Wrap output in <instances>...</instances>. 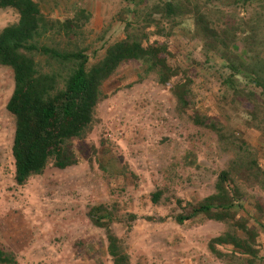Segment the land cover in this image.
<instances>
[{"label": "rangeland", "instance_id": "374dc122", "mask_svg": "<svg viewBox=\"0 0 264 264\" xmlns=\"http://www.w3.org/2000/svg\"><path fill=\"white\" fill-rule=\"evenodd\" d=\"M36 1L54 21L85 11L71 37L52 32L46 42L85 49L92 62L104 56L106 44L128 35L168 43L188 71L191 104L180 106L156 72L146 73L144 62L125 63L104 83L88 134L73 142L81 162L64 170L50 163L19 186L15 119L7 110L14 75L0 66V247L14 253L17 264H113L106 230L88 217L92 207L105 205L116 215L110 226L130 264H246L239 255L219 259L208 246L227 231L243 237L233 221L199 218L181 225L175 217L215 193L222 171L247 199L239 215L254 213L256 202L264 205V94L252 84L256 77L264 82V0ZM167 3L188 13L167 17ZM196 9L219 36L228 35L227 48L219 42L212 52L195 36L190 13ZM18 20L14 9H0V31ZM38 60L44 71H58L46 58ZM228 60L241 65L235 89L225 82L232 73ZM195 113L217 129L197 125ZM158 190L164 195L154 203ZM258 243L263 260L256 264H264L263 233Z\"/></svg>", "mask_w": 264, "mask_h": 264}, {"label": "trees", "instance_id": "16d2710c", "mask_svg": "<svg viewBox=\"0 0 264 264\" xmlns=\"http://www.w3.org/2000/svg\"><path fill=\"white\" fill-rule=\"evenodd\" d=\"M0 9H14L19 15L17 23L0 31V66L12 69L15 84L7 110L15 119L12 154L17 185L24 186L32 177L42 175L50 163L64 170L81 162L73 142L88 134L102 99L104 83L125 63L144 62L148 65L146 73L156 72L159 82L171 89L180 106H190L191 79L188 71L174 60L168 43L151 41L149 36L135 40L128 35L123 40L106 44L104 56L92 62L85 49L64 50L46 42L52 38V32L71 37L86 14L83 9L65 21L48 19L36 0H0ZM164 12L167 17L174 18L188 13L175 3H167ZM190 14L195 36L212 52H216L219 42L224 48L228 47V35L219 36L205 14L198 9ZM98 54L95 51L93 56ZM39 56L55 64L58 71H44ZM226 65L232 73L225 82L235 89L241 65L229 60ZM252 84L264 94L262 80L256 77ZM194 122L217 129L198 113H195ZM163 195L164 191L158 190L152 194V200L159 203ZM246 201L231 173L222 171L216 182V192L192 206L189 214H179L175 219L181 225L199 218L233 221V226L244 236L227 231L210 240V251L219 259L239 255L248 258L244 259L246 264H256L257 260H263L257 247L260 235L264 234V205L256 202L253 204L254 213L241 216L238 209L241 210ZM88 217L96 227L106 230L108 253L113 264H130L121 239L110 226L116 218L115 213L105 205H98L90 209ZM130 218L134 221L137 216L130 215ZM0 264H17L14 253L0 247Z\"/></svg>", "mask_w": 264, "mask_h": 264}]
</instances>
